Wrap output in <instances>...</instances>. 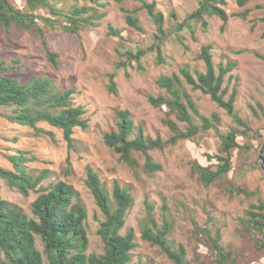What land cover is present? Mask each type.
<instances>
[{
    "label": "rangeland",
    "instance_id": "1",
    "mask_svg": "<svg viewBox=\"0 0 264 264\" xmlns=\"http://www.w3.org/2000/svg\"><path fill=\"white\" fill-rule=\"evenodd\" d=\"M147 1H155L156 9L163 13L166 38L160 54L156 48L148 49L140 60V67L135 61L126 60L123 52L147 49L153 45L158 31L138 0H78V6L97 8L104 16L95 26L83 28L78 35L61 30L47 31L48 45L58 53L57 67L46 58L42 38L36 33L24 32L14 26L8 32L0 26V57L19 58L22 65L12 73L20 79L37 73L46 74L61 89L72 88L74 104L84 107L88 119L85 129L75 128L72 135L74 145L69 149L61 131L56 128L42 124L51 131L53 138L46 134L37 136L29 128L14 125L0 115V127L9 131V137L18 138L15 142H7L0 137L3 145L0 149L13 151L14 148L8 147H18L27 151L26 155L34 156L35 160L27 165L35 173H46L38 186L46 187L57 181L73 186L87 211L85 227L89 253L103 252V242L97 232L103 213L86 185L87 166L99 175L110 196L117 182L134 198L120 230L125 233L131 227L134 231L136 246L130 264H173L158 246L141 238L147 204L152 207L158 225L164 219L171 223L169 240L174 245L180 243L184 246L186 259L192 264H196L195 251L207 264H213L207 234L214 235L216 229L220 230L221 244L233 252L235 264H264V250H258L253 238L239 232L238 223L250 203L264 201V170L258 158L264 143V58L254 54L264 57V0H248L243 6H239L236 0H226L224 8L228 14L248 8L247 17L229 16L222 26L223 21L217 16H206L205 25L202 21L191 20L190 26H184L180 32L176 30L177 24L197 8L198 0ZM14 3L20 7L23 5L20 0H14ZM122 9L135 11L141 31L127 25ZM110 28L120 30L119 35L109 34ZM178 33L187 48L178 41ZM205 44L211 45L216 72L220 62H236L233 70L225 76L222 87H227V98L236 85L235 110L252 128L250 136L253 137H238L244 148L234 152L232 170L208 186L203 185L198 174L192 171V165L195 161L208 164L206 155L217 151L219 135L231 127L239 130L243 127L236 124L209 95L192 90L180 73L184 67L193 73L194 70H205L203 60L198 57ZM119 63L124 65L118 66ZM111 72L116 73V94L107 88ZM172 74L181 78L199 112L206 116L216 113L220 122L206 131H199L192 139L179 140L163 150H152L150 154L161 165V170L147 172L143 167L144 157L139 153H134L138 166L131 168L105 145L103 135L116 129L118 109H127L135 126H142L144 133L152 137L159 135L163 140L169 137L171 131L163 122L169 118L184 129L187 124L177 121L165 105L155 107L148 101L150 95L165 94L157 80ZM194 120L200 122L195 116ZM0 166L11 167L7 156L1 152ZM230 187L244 188L250 196L231 195L228 192ZM37 194L31 190L28 196H23L0 177V198L16 205L28 216H31L30 203ZM36 247L42 249L38 240ZM2 260L0 251V264Z\"/></svg>",
    "mask_w": 264,
    "mask_h": 264
},
{
    "label": "trees",
    "instance_id": "2",
    "mask_svg": "<svg viewBox=\"0 0 264 264\" xmlns=\"http://www.w3.org/2000/svg\"><path fill=\"white\" fill-rule=\"evenodd\" d=\"M22 7L14 0H0V26L6 31L14 26L21 31L36 33L42 38V44L48 61L58 66V53L50 48L46 40L47 31L61 30L69 34L78 35L85 27H93L104 16L97 8L78 6V0H20ZM140 7L146 9L148 15L157 25L158 33L155 41L147 49L136 51L125 50L123 56L129 62L135 61L140 67V60L148 49L156 48L160 54L161 46L165 41L163 28V13L156 9L155 1L138 0ZM248 0H236L243 6ZM226 0H198L195 10L176 26L180 32L184 26H190V21H202L205 25L206 16H217L223 25L229 16H239L245 19L249 9L228 14L224 5ZM128 26L141 31L134 10L122 9ZM174 16V15H173ZM120 30L110 28L109 34L119 35ZM178 41L184 45L182 35L177 34ZM211 45L201 46L199 59L203 60V72L188 68L180 69V73L192 90H199L209 95L210 99L232 117L233 121L242 126V129L231 127L221 133L220 144L214 154L207 153L208 164L195 161L192 171H195L203 185L208 186L217 182L233 168V154L242 151L244 144L238 137L250 138L252 128L247 121L241 118L235 110L237 88L234 85L225 98L227 87H222L225 76L233 70L236 62L227 60L218 64L216 72ZM255 56L264 58L258 53ZM124 65L119 63L118 66ZM22 66L16 57H0V115L6 121L32 130L34 135H49L51 131L45 129L46 124L61 131L67 147H73V133L75 128L85 129L88 119L85 109L74 104L72 88L61 89L52 77L46 74H33L27 79H20L12 73ZM115 72H111L108 91L116 94ZM160 88L165 90L164 95L148 97V101L155 107L165 105L179 122H185L184 129L177 122L166 119L163 122L171 131L169 137L163 140L159 135L152 137L144 133L142 126H135L131 114L127 109L116 110V129L103 135L106 146L118 154V159L131 168L138 166L134 153L144 157L143 167L147 172L154 173L161 170V165L155 162L150 154L152 150H163L174 145L179 140L192 139L199 131H206L220 122L216 113L206 116L199 112L189 93L184 89L181 78L177 74L164 75L157 80ZM194 116L199 119L195 123ZM5 130V131H4ZM9 131L0 127V137L7 142H15L17 137H9ZM11 138V139H9ZM253 138V137H251ZM251 144V143H250ZM250 146L249 144H245ZM0 146H3L0 144ZM8 147L7 145H5ZM13 151L0 149L7 156L10 168L0 166V177L10 187L15 188L23 196L35 191L38 194L30 203L31 216L25 214L19 207L6 199L0 198V251L3 253L2 264H130L132 250L135 248L133 229L127 228L120 233L125 223L128 209L133 205V196L119 183L115 182L111 196L101 181L99 175L91 166L86 167V185L93 195L95 202L103 213L97 230L103 242L101 254L87 252L89 239L85 227L87 211L84 204L78 199L73 186L65 181H57L49 186H38L46 177L45 171L35 173L27 162L35 160L18 147ZM69 164V158H67ZM38 186V187H37ZM229 194H243L250 196V192L240 187H230ZM147 214L141 229V238L151 245L158 246L173 264H192L186 259L185 248L182 244L176 245L169 240L171 223L164 219L158 225L152 214V207L146 205ZM239 232L255 240L258 250H264V201L250 203L238 218ZM210 241L211 260L213 264H235L233 252L226 249L220 242V230L214 235L207 234ZM37 240L41 250L36 247ZM45 257V260H44ZM196 264H207L199 253L195 251Z\"/></svg>",
    "mask_w": 264,
    "mask_h": 264
},
{
    "label": "water",
    "instance_id": "3",
    "mask_svg": "<svg viewBox=\"0 0 264 264\" xmlns=\"http://www.w3.org/2000/svg\"><path fill=\"white\" fill-rule=\"evenodd\" d=\"M263 152H264V143L261 145V147L259 149V154H258V158L260 160L261 168L264 170V156H263Z\"/></svg>",
    "mask_w": 264,
    "mask_h": 264
}]
</instances>
